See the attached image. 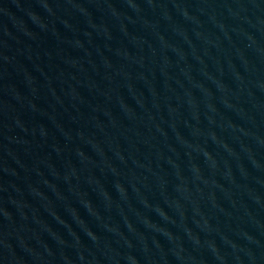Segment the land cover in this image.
Segmentation results:
<instances>
[{
	"label": "water",
	"instance_id": "95a60500",
	"mask_svg": "<svg viewBox=\"0 0 264 264\" xmlns=\"http://www.w3.org/2000/svg\"><path fill=\"white\" fill-rule=\"evenodd\" d=\"M0 264H264V0H0Z\"/></svg>",
	"mask_w": 264,
	"mask_h": 264
}]
</instances>
